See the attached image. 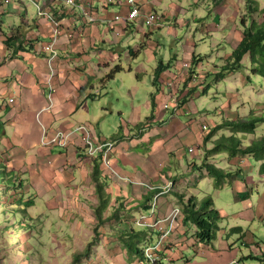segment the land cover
I'll return each mask as SVG.
<instances>
[{
	"label": "rangeland",
	"instance_id": "1",
	"mask_svg": "<svg viewBox=\"0 0 264 264\" xmlns=\"http://www.w3.org/2000/svg\"><path fill=\"white\" fill-rule=\"evenodd\" d=\"M255 1L256 3H250V0H139L141 5L149 3L144 9V15L157 11L164 16L161 28L144 26V17L141 16L137 20L136 30L126 35L121 45H115L112 49L100 46L109 58V65L99 68V61L95 59L92 64L94 69L90 65L88 72L92 79L82 75L83 80L90 84L89 87L95 85L101 94L98 100H90V106L85 108V112L82 110L75 120L82 121L83 116L89 112L90 119L95 124L96 136L101 135L111 140L120 131L122 119L129 122L136 113L135 109L142 111L139 123L147 124V118L152 117V94L157 93L161 103L162 97L153 84L155 71L161 62L166 65L172 62L174 68L178 66L181 70V65L184 67L185 64H192L193 54L201 57L192 65L197 73L192 83L202 86L193 91L194 94H189L185 104L187 107L184 109L189 110L187 114L180 117L173 114L184 126L191 128L188 130L191 136L182 145L190 147L191 151L188 149L189 153L179 160L177 150H173L174 154L168 156V161L156 162L159 163L156 171L160 179L156 184L162 186L163 193L155 195L150 201L149 213L140 206L144 192L142 194L139 190V184H136L138 182L135 180L134 183L127 176L122 178L115 174L116 176L109 178L112 180L109 184L112 190L107 186L109 202L103 213L105 223L98 225L96 233L98 222L95 208L99 202L92 175L83 178L78 176L74 182L73 176L69 174L76 169V165L67 168L69 174H60L51 172L50 166L54 164L49 160H42L40 163L38 160L33 164L34 161L31 162L26 157V149L17 150L16 143L5 139V117L0 114V119L3 120L2 125L0 124V188L3 187L0 189V264H131L140 258L127 253L121 234L127 235L133 230L141 232V228L149 229L157 219H165L174 209H179L178 199L173 192H183L184 188L189 196H194L199 201L210 195L214 208L223 216L218 223L219 230L212 240L214 247L220 249L227 244L234 245L244 255L252 254L250 248L264 251V177L258 175V164L253 158L247 157L249 164L245 158L241 162L249 171L244 173L245 182L238 175L226 180L219 189L214 188L213 179L206 170L190 171L189 168L194 163L200 165L206 156V150L231 135L229 128L220 129L212 135L210 142L203 145V139L215 125L226 120L246 119L252 113L257 116L264 114L262 77L252 76L250 83V72L244 66L224 79L217 78V74L222 73L226 58L232 54L242 37L244 27L241 20H246L247 24L251 19L262 22L264 15L260 11L251 13L249 6L254 4L262 9L264 0ZM16 3L13 2V9ZM30 10L38 12L36 6L30 5ZM131 51L136 54V58L131 55ZM171 57L174 61H171ZM118 67L123 68V71L117 73L115 79L106 80L105 77ZM165 78L163 74L161 82ZM181 81L179 86L183 88L180 97H183L188 92L187 86L183 84L186 81ZM86 89L87 94H90L91 88ZM85 98L86 96L84 100ZM185 105L182 104V107ZM169 117L167 114V122L170 121ZM203 125L207 129L203 130ZM137 126L133 127L134 132H138ZM263 134L264 124H259L254 134L244 137L245 142L255 141ZM138 149L148 156V145H142ZM209 158V163L218 168L227 166V169H231L234 164L223 155H211ZM110 159L114 164L112 154ZM8 162L9 167L6 168ZM103 167L100 166L101 172L107 170ZM171 176L176 177L174 181ZM102 180L108 183L106 178L103 177ZM122 181L129 187L118 185ZM113 183H117L116 186ZM144 183L145 193L157 188L150 178H146ZM129 184L138 189H131ZM236 186L241 188L237 197L233 194ZM170 190L172 191L169 192ZM247 192L251 194L242 201L240 197ZM30 199L35 201V205L27 207L26 202ZM136 202L138 204L133 205ZM162 202L170 210L165 214H159ZM115 213L117 217L112 219ZM144 216L147 217L143 218ZM179 222L174 227V233H177L178 227L184 231ZM236 227H240L242 232L231 233V229ZM193 232L194 228H191L183 234L192 239ZM174 233L169 236V240L167 238V246L177 242ZM241 236L249 239L253 237L254 245L245 247ZM139 247L144 251L143 244ZM79 255L81 258L75 262V257ZM185 255L189 259L198 258L192 257L191 249L186 250ZM237 255L239 257L240 253L237 252ZM258 257H261L260 253ZM251 263L252 261L245 262ZM255 264L260 262L256 261Z\"/></svg>",
	"mask_w": 264,
	"mask_h": 264
},
{
	"label": "crops",
	"instance_id": "2",
	"mask_svg": "<svg viewBox=\"0 0 264 264\" xmlns=\"http://www.w3.org/2000/svg\"><path fill=\"white\" fill-rule=\"evenodd\" d=\"M14 1L17 2L14 6L15 9L12 7ZM78 1L86 2L91 6L90 12L95 17V22H91L79 10L70 6L68 0H0V114L5 117V139L16 143L17 150L26 149V157L31 162L34 161L33 164L38 160L39 163L42 160H49L51 164H54H50L51 172L69 174L66 171L67 168L76 165V169L74 168V171L69 174L73 176L74 182L77 181L78 176L79 178L91 176L93 161L96 158L87 153L85 135L75 133L67 148L43 147L41 141L44 132L47 129L50 132L49 135L53 136L58 131L71 132L80 125H87L95 145L110 141L101 135L96 136L95 124L90 119L89 112L83 116L82 121L75 120V117L79 116L82 110L85 112V108L90 106L91 101L98 100L101 94L100 89L95 85L89 87L90 84L83 80L84 76L82 75L92 79L88 72L91 68L94 69L92 64L95 59L99 61V68L109 65V58L100 49L101 45L110 49L115 45H121L126 35L134 32L138 27L137 22H113L116 16L127 15L128 6L124 0H113L114 3H107V0ZM137 3L144 14V9L149 6V3L144 2L141 5L139 0ZM30 5L36 6L38 12H32ZM40 8L53 14L59 21V26L50 21L48 17L41 15ZM17 11L23 13H17ZM21 26H23L24 40H27L23 45L24 48L19 52L16 51L20 46L18 44L14 50H8L5 44L6 38L12 37L15 30ZM161 26L156 28H161ZM57 30L60 31L56 44L59 55L56 62L51 65V52L47 50V47L54 41ZM15 53H18V57L15 56ZM171 59L173 61L172 57ZM168 64L171 68L165 73L166 78L161 82V90L158 92L162 101L159 103V97L156 98L155 109L153 110V105L150 109L152 117L147 118V124L139 123L142 111L135 109L136 113L131 116L129 122L122 119L120 124L122 129L116 133L119 134V138L114 142L111 152L115 161L114 164L112 163V167L116 174L121 175L122 178L127 176L133 182L136 180L142 194L143 192L145 194L146 191L144 183L146 178L152 179L153 185L157 186L156 189H163L161 185L156 184L160 182L159 174L156 171L158 164L168 161V156L174 154L175 150L178 153L177 159L181 160L185 157L184 152L190 148L182 145L183 141L191 136L188 131L191 128L188 125L184 126L185 124L180 120L178 121L173 115L172 106L170 109H165V105L170 104L171 97L178 96L181 89L180 82L187 76L185 73L181 74L182 69H178V66L174 68L172 62ZM169 83H172L171 87L168 85ZM86 87L91 88L90 94H87ZM84 96H86L85 100ZM12 100L14 101L12 102ZM186 107L185 105L176 112L177 117L188 113L189 110H184ZM167 114L170 115L169 122H167ZM2 122L3 120L0 119V124ZM136 126L138 132L133 131V127ZM142 145L149 146L148 156L140 153L138 148ZM136 147H138L137 151ZM157 161L159 163H156ZM11 164L13 165V163ZM102 172V178L108 180V183L104 181L106 191L112 190L109 186L112 180L109 178L114 174H111L109 169L102 170ZM234 182L240 183L239 181ZM122 183L119 182L118 185L129 187L125 182L122 181ZM130 187L133 190L136 188L133 185ZM238 190H241L238 186L233 188L235 197L241 193ZM135 204L138 203L133 205ZM162 204L159 205L160 208L158 207L159 214L170 211L166 204L163 202ZM176 232L174 234L177 236V242H172V245H169L170 249L160 257L158 264H164V262L169 264H230L233 261L238 264H245L246 261H252L251 264H255L256 261L264 264V262L261 263L262 259L264 261L263 250L258 251L250 248L252 254L244 255L240 248L234 245L228 246L227 244L226 247L223 246L220 249L214 247L212 243L211 245H201L196 243L193 238H186L183 230L179 229ZM250 239L246 236L242 239L245 247L254 245L253 237ZM167 243L165 242L166 245ZM188 249L193 251L192 257H198V260L196 258L189 259L190 257L185 255V251ZM237 252L240 253L239 257ZM259 253L261 257H258ZM131 264L147 263L142 259H137Z\"/></svg>",
	"mask_w": 264,
	"mask_h": 264
},
{
	"label": "trees",
	"instance_id": "3",
	"mask_svg": "<svg viewBox=\"0 0 264 264\" xmlns=\"http://www.w3.org/2000/svg\"><path fill=\"white\" fill-rule=\"evenodd\" d=\"M112 3L113 0H107V3ZM114 3V2H113ZM250 3H256L255 0H250ZM250 12L255 13L256 11H260L262 15H264V8L259 9L254 4L249 6ZM251 19V18H250ZM244 30L241 32L242 37L239 39L238 44L234 47L232 54L226 58V64L222 68V73L217 74V78L224 79L229 74H233L238 72L244 66L250 72L248 75V79L250 83L252 82V76L257 75L263 78L264 80V17L262 22L257 19H251L250 23L247 24L246 20H241ZM23 26L19 27L15 30V33L12 37H7L5 40V44L8 50H14L18 44L16 51L19 52L20 49L24 48L25 44L24 40V32ZM131 55L136 57V54L131 51ZM15 56L18 57V53H15ZM201 57L193 54V62L190 64L188 70H186L185 75L187 78L185 79V87L188 94L186 96H181V89L178 92V108H182V104H187V98L191 92H195L199 89V86H196L197 83H192L193 78L197 75L194 71L193 66L197 61L200 60ZM245 60L247 63L245 64ZM174 61V60H173ZM248 64V66H246ZM192 66V67H191ZM169 64L160 63L159 67L155 71L153 84L157 88V92L161 90V76L170 70ZM183 69V65H181ZM123 68L118 67L116 70L111 72L109 75L105 77L106 80H113L117 73H120ZM199 79V78H198ZM182 84V85H183ZM190 85V87H189ZM193 92V94H194ZM205 92V91H204ZM153 110L155 109V100L157 98V93L151 95ZM178 109V110H179ZM177 110V111H178ZM174 111V114L177 112ZM259 124H264V114L257 116L255 114H250L246 119H234V120H226L219 125H215L213 129L208 133L207 137L203 139L204 144L210 142L212 135L223 128H229L231 135L226 140H219L211 149L206 150V156L202 160L200 165L196 163L191 164L190 171L194 170H206L207 174L210 178L213 179L214 188H221L226 180L232 179L238 175H241L242 179L245 182L244 173H248L246 170L247 167L241 163L243 158L247 160L249 164V158H253V160L258 164V175L260 177H264V134L257 138L252 142H245L244 137L247 135L254 134L256 127ZM2 125V124H1ZM122 128L120 127V130ZM119 138V134H114L111 137V142L114 143ZM185 154L189 153L188 150L184 152ZM213 155H223V157L227 158L229 162H234L233 167L231 169L227 168H218L216 165L209 163V157ZM101 155L95 158L93 161V172H92V180L95 184V193L97 196V200L99 202L98 206L95 208V216L97 219V227L95 228V232L97 233L98 225L104 224L105 220L103 218V213L108 207L109 195L106 192V183L102 180V172H101ZM5 165V164H4ZM231 165V166H232ZM189 166V165H188ZM5 167H9V162L5 165ZM193 168V170H192ZM15 171V169L13 170ZM176 177H173L172 181H174ZM3 188V187H1ZM0 188V189H1ZM9 189V188H8ZM171 191V190H170ZM169 191V192H170ZM6 192V191H5ZM162 189H153L144 194L141 199L140 206L143 210H147L149 213L150 209V201L153 197L159 193H162ZM175 192V193H174ZM173 195L178 199V205L181 212V218L179 222L183 227L184 231L187 232V229H193L194 232L192 235L193 240L196 243L201 245H211L212 240H214L216 236V232L219 230L218 223L222 219V215L219 210L214 208V203L212 197L210 195L205 196L201 201H199L194 196H189L187 190L184 188L183 192L174 191ZM251 193L247 192L244 196H241V200H245L249 197ZM35 205V201L28 200L26 202L27 207H31ZM117 217V213L112 215V219ZM180 228L178 227L176 231ZM242 229L240 227H236L231 229V233H241ZM142 233V234H141ZM148 233V236H147ZM122 244L125 247L127 253L137 256V258L146 260L144 258L143 249H140V244H143L144 247L148 245H155L156 238L159 237V232L153 229L141 228V232L130 231L129 234L124 235L121 234ZM155 237V238H154ZM244 236H241V240ZM170 247L164 244L159 250L156 251L158 256L157 261L154 264H158L160 262V257L165 255V251L169 250ZM88 251V250H87ZM87 255V254H86ZM81 258V255L76 256L74 261L78 262ZM261 262H264L263 259Z\"/></svg>",
	"mask_w": 264,
	"mask_h": 264
},
{
	"label": "built area",
	"instance_id": "4",
	"mask_svg": "<svg viewBox=\"0 0 264 264\" xmlns=\"http://www.w3.org/2000/svg\"><path fill=\"white\" fill-rule=\"evenodd\" d=\"M124 3L128 6V13L126 16H116L113 22H123V23H131V22H137V20L143 16L144 17V26L147 27H157L161 26L163 22V16L157 12H151L149 14L144 15L141 7L137 3V0H124ZM68 4L75 9L79 10L80 13H82L84 16H86L91 22H95V17L90 12V5L86 2H80L78 0H68ZM41 15L48 17L50 21L53 23H56L57 26H59V21L56 19V17L53 14H50L49 12L45 11L43 8H40ZM60 36V31L57 30L55 32L54 41L47 47V50L51 52L50 56V63L51 65L56 62L58 58V51L56 49V44L58 42V38ZM191 64V63H190ZM190 64H185L181 74L183 75L185 72L184 70H188L190 67ZM195 80V77L193 78V81ZM194 84V83H193ZM170 87L172 86V83L168 84ZM14 100H12L13 102ZM171 106L173 107L174 111H177L179 108L178 104V96L173 95L171 97L170 104L165 105V109H170ZM203 130L207 129L206 125L202 126ZM44 136L41 141V146L43 147H52V146H59L62 148H67L71 142V139L75 133H83L85 135V142L87 145V153L91 157H98L101 155V162L102 164L110 170L111 174H116L115 170L112 167V161L110 159V154L113 149L114 143L111 141L108 142H102L97 145H95V142L93 141V137L91 132L89 131L87 125H80L76 129H74L71 132H64V131H58L53 136H50V132L46 129L44 132ZM191 150L189 149V152ZM162 193L158 194L161 195ZM154 209L152 210L153 214ZM147 216H144L143 218H146ZM181 218V212L178 208L174 209L172 213L167 216L165 219H157V221L149 226L150 229H153L157 232H159V237L155 243V245H148L145 247L143 254L144 258H146L147 264H154L158 256L156 254V251L159 250L166 242L167 238L174 233V227L177 223V221ZM165 224V225H162ZM230 264H238L236 261L231 262Z\"/></svg>",
	"mask_w": 264,
	"mask_h": 264
}]
</instances>
